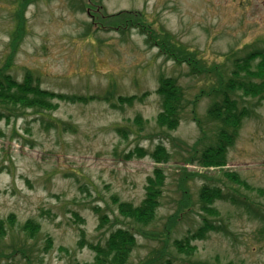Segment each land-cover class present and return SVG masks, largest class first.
<instances>
[{
    "label": "rangeland",
    "instance_id": "374dc122",
    "mask_svg": "<svg viewBox=\"0 0 264 264\" xmlns=\"http://www.w3.org/2000/svg\"><path fill=\"white\" fill-rule=\"evenodd\" d=\"M87 1L30 0L19 8L15 0H0V69L9 61L25 14L26 34L15 45L11 76L22 82L30 72L40 78L42 89L57 95L97 98L89 103L57 98L55 110L44 117L28 109L0 120V219L11 214L17 219L0 245V264H93L95 253L78 246L80 229L89 242L104 245L112 231L125 226L138 241L128 264H149L163 252L171 253L175 264H264L262 220L222 200L214 205L219 215H206L199 202L200 189L207 184L264 210V193L247 191L225 175L236 173L264 190V99L245 95L244 100L255 105L254 112L244 120L226 167L205 171L198 161L188 163L216 142L218 124L207 114L210 98L192 102L202 90L210 92L218 77L211 82L191 77L186 64L167 60L158 48L147 45L148 34L140 29L120 32L92 25ZM94 7L92 14L100 7L105 15L141 14L156 37L169 32L203 62L219 66L225 76L239 69L249 78L248 72L255 73L261 63L259 58L251 61L244 72L234 66L236 59L264 51V0H98ZM161 76L176 78L186 92L182 121L172 132L157 123ZM253 79L259 82L264 76ZM134 95L139 99L132 103L119 100ZM136 117L146 122L144 127L134 123ZM118 128L127 129L128 136ZM160 143L171 154L170 162L162 165L166 187L157 221L144 227L120 216L112 197L140 204L156 164L149 156H127L137 148L152 151ZM196 143L198 154L193 151ZM197 173L206 177L190 175ZM186 187L189 203L181 195ZM97 207L110 219L102 230L97 228ZM176 213L178 219L171 221ZM204 216L222 231L193 241L194 254H179L173 241L197 231ZM30 219L41 228L33 239L22 231Z\"/></svg>",
    "mask_w": 264,
    "mask_h": 264
},
{
    "label": "trees",
    "instance_id": "16d2710c",
    "mask_svg": "<svg viewBox=\"0 0 264 264\" xmlns=\"http://www.w3.org/2000/svg\"><path fill=\"white\" fill-rule=\"evenodd\" d=\"M29 1L30 0H15V4L20 8L24 3H28ZM87 3L88 5L85 9L88 10L89 15L93 18L92 25H97L98 28L100 26H113L120 32H124L131 27L140 29L142 34H148L146 41L147 45L158 48L160 56H164L167 60H172L177 64H186L190 67L189 74L191 77H206L210 82L215 77H218L216 86L212 87L210 92L202 90L201 95L195 97V101L192 102L196 105L200 100V96H207L210 98L211 103L207 114L212 122L218 124L216 142L212 145H208L205 150L201 152L200 156H191L186 161L188 163L198 161L199 165L204 168L205 171L210 168L222 169L226 167L228 163V153L239 137L244 120L250 118L254 112L255 105L244 100L246 99L245 95H251L254 98L258 97L259 100L264 99V79L259 82L253 79L255 76H264V51H253L249 53L246 58L243 57L242 59L235 60L234 66H241L244 72L251 61H255L259 58L261 63L258 65V69L255 73L248 72L249 78H245L246 75H240L239 69L232 70V72L228 74L231 76H225L224 73L219 71V66L208 65L206 62H203V60L198 58L196 53L190 52L184 45L174 41L173 35L169 32H163L156 37L152 25L144 20L141 14L135 11H122L117 14L105 15L102 11V7H100L101 10L98 9L96 13L92 14L93 8H95L94 5H97L98 0H89ZM20 14L22 16L21 12ZM24 22L25 14L18 26L19 31L14 39L16 41L12 53L9 55V61L0 69V120L18 116V114H16L17 111L26 112L28 109H32V112L44 117V113L55 110L57 104H54L53 100L57 98L70 101V103H89L90 101L97 100V98L93 96L77 98L74 96L57 95L54 92L42 89L39 84L40 78L35 77L30 72L26 73L22 82H18L11 76L9 70H11L12 61H14L13 57L16 52V46L21 39V35L23 36L26 34V31H24V29L26 30ZM159 37L160 39H158ZM159 79V88L156 91L161 97L162 109L157 116V123L162 129H167L170 132L176 131L182 121V110L185 108L187 101L186 92L184 88L178 84L176 78L161 76ZM138 99L139 97L134 95L126 97L124 100H119L121 102L132 103ZM257 105L259 106V103H257ZM141 120L139 117H136L134 123L139 125V127H144L146 122L144 123V121ZM194 121L200 122L198 118H195ZM118 129L123 132L122 135L124 137L128 136L127 129ZM204 140L205 137L203 138V141ZM198 143L194 145L193 151L195 154L199 153L196 148ZM134 155H137L139 158L149 156L156 164L152 174L147 177L145 197L138 205L120 200L117 196L112 197V202L117 206L120 216L141 226L148 227L157 221L158 211L162 205L161 200L167 180V175L162 165L170 162L171 154L167 148L160 143L152 151H144L143 149L137 148L136 151H133L127 156V159L133 158ZM186 169L185 167H181V172L185 170L184 176H188ZM190 175L192 177H206L201 173ZM225 175L247 191H257L259 194L264 193L262 188L251 186L247 181L242 180L236 173L227 171ZM181 195L183 201L189 203L191 195L187 187L184 188ZM220 200L229 201L243 208L250 218L262 220L264 222L263 208L257 207L248 201L242 202L233 197H229L220 187H211L207 184L202 185L199 193V202L201 204V210L206 215H219L214 205ZM94 211L99 215V224L97 228L98 230H102L110 223L109 216L103 213L99 207L94 208ZM178 217L179 213H176L170 217V220L175 221ZM77 218L84 223L83 219L79 216H77ZM16 222L17 219L15 214L9 215L7 219H0V245L5 242L10 234V229H14ZM222 228L221 225H215L204 216L202 225L197 231L192 233L189 232L183 239H175L173 241V246L179 254L192 255L197 250V247L192 245L193 241L206 239L210 233L220 232ZM262 229H264V227ZM22 231L26 233L29 238L33 239L41 231L40 224L30 219L23 225ZM165 235L167 236L169 233ZM48 245V247L52 245L51 238L48 239ZM137 245L138 241L135 233L132 231V228L127 226L112 231L104 245L101 243L94 244L89 242L86 239V231L80 229V241L78 242V246L79 248L88 247L95 253L93 264H128ZM4 264L14 263L6 262ZM149 264H175V262L171 253L163 252L155 259H152ZM199 264L211 263L200 262Z\"/></svg>",
    "mask_w": 264,
    "mask_h": 264
}]
</instances>
